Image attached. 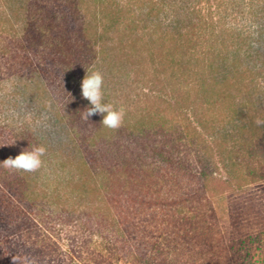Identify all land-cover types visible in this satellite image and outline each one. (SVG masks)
I'll return each instance as SVG.
<instances>
[{"label": "rangeland", "instance_id": "1", "mask_svg": "<svg viewBox=\"0 0 264 264\" xmlns=\"http://www.w3.org/2000/svg\"><path fill=\"white\" fill-rule=\"evenodd\" d=\"M35 1L28 13L35 15L31 19L37 13L38 22H29L23 12L7 21L0 6V89L13 84L11 92L0 95V145L14 140L24 143L17 148L0 146V150L14 158L31 144L44 142L48 148L45 167L30 175L37 182L21 187L22 200H18L31 228L25 221L20 224L22 231L17 226L9 231L20 233V240L27 242L23 254L33 255L38 264H73L60 254L73 240L75 250L80 251L79 264H101L102 259L104 264H250L247 253L264 240V179L251 181L243 175L245 166L255 163L250 147L264 132V123L256 122L264 117L249 123L241 116L237 123L221 124L218 130L223 132L221 141L227 149L221 159L217 145L209 144L213 147L207 149L184 131L189 120L183 117L164 134V64L157 59L158 37L164 34V17L177 15L186 24L202 16V24L224 30L221 38L227 44L235 36L245 48L250 44V50L244 48L228 57L238 64L244 60L239 69H250L248 76L259 79L264 77V0L190 2L200 7V13L182 10L183 0H165V7L164 0H156L158 7L150 16L151 0H133L134 17L147 16L146 23L139 22L136 34L143 39L129 44L124 52L116 45L89 68L84 59L91 50L82 52L66 44L64 36L56 40L53 12H66L61 28H70L74 41L80 23L93 18L92 1L88 7L74 0ZM95 69L104 74L105 101L125 107L123 125L131 130H101L100 115L91 116L88 122L81 120L80 112L90 106L82 96L81 83L86 70ZM228 70L222 74L228 80L239 75L237 69ZM223 76L217 84L224 82ZM246 82L248 87L233 91L235 98L251 100L264 116V87L260 86L262 95L256 97L255 86ZM232 109L229 99L213 112ZM107 135L114 139H105ZM76 140L91 166L110 163L106 147L104 154L95 153L94 145H104V140L113 141L107 147L117 151L115 163L128 165L126 170L115 169L117 178L106 199L99 192L102 174L97 184L88 181L74 190L71 178L77 171L70 163L78 151L73 144ZM210 156L217 161V176L229 183L213 185L208 194L197 193L193 174L198 158ZM164 195L184 198L165 205ZM90 200H94L93 207L87 206ZM20 221L16 213H10L4 224L13 227ZM249 237L257 238L252 248ZM0 245V264H12L16 244L10 250Z\"/></svg>", "mask_w": 264, "mask_h": 264}, {"label": "trees", "instance_id": "2", "mask_svg": "<svg viewBox=\"0 0 264 264\" xmlns=\"http://www.w3.org/2000/svg\"><path fill=\"white\" fill-rule=\"evenodd\" d=\"M74 1L77 5L80 3L82 4L81 6L85 4V7H88L89 0ZM91 1L92 8H94L93 18L86 24L83 22L80 23V26H78L79 33L74 41L71 37L70 28H61V21L66 17V12L59 10L53 12V21L57 23L56 28H58L56 40L59 41L64 36L63 38L66 44L76 45L84 49L82 52L91 50L88 52L90 57L84 59L86 68H89L97 60L105 58L108 51L115 49L116 45L124 52L130 47L129 44L143 39L136 35L138 33L137 29L139 27V22L144 21L143 23H146V17L152 15L155 11L154 8L158 7L156 6V0H151L150 12L148 15L134 17L133 0ZM165 2L164 0V7ZM190 2H197V0H183L179 6L182 10L184 9L191 13H200V7H197V10L196 6H190ZM35 4H37L35 0H0V6L5 11L7 21H12L14 15L23 12V14L25 13L24 17H26V20L28 18L29 22H31V20H36V22H38L40 19L37 18V13L36 18L38 20L36 18L31 19V16L35 15L28 13L31 5ZM190 7H193L192 11L189 9ZM158 10L159 8L156 12H158ZM26 13H28V15ZM201 18L203 19L202 16H196V18L183 24L177 15L171 18L164 17V34L158 37L160 42V53L157 58L164 64V134L168 132V127L170 130V128L177 126L179 118L183 117V119L189 120L188 125L183 127L184 131L188 135H194L198 143L206 145L207 149L211 146L209 144L214 143V146L217 145V155L221 159L227 152L224 141H221V139H224L223 132L218 130L221 124H225L226 122L237 123L239 119H243L241 116L245 117L249 123L256 121L259 117H262V119L264 117L263 114H261L262 111H259V108H257L251 100L242 101L239 97L235 98L233 91L238 92V90L241 89L240 87H248L249 82L246 81H250V83L255 86L254 91L257 95L256 97H259L262 95L260 86L264 87V77L261 76L259 79H257V76L249 77L248 75L251 73L250 69L245 68L240 70L239 68L241 67H239V65L244 60L238 64V62L232 61L231 58L228 57V54L237 53L244 49L245 46L241 44L242 42L238 43L235 36L232 37L234 39L231 43L227 44L225 39L221 38V35L223 37L225 33L224 30L220 29V32H218L215 30L213 24H202ZM16 27L18 28V25H16ZM216 33L220 34L217 35ZM220 39L222 40L220 41ZM248 45L245 48L247 51L251 48L250 44ZM256 66V64H253L251 67L255 70L254 67ZM228 68L237 69L239 75L228 80L227 75H222L224 71H229ZM221 75L223 76L224 82L222 84H217V79L222 77ZM257 90L261 94H258L259 92H257ZM229 99H231L233 103V109L230 110L231 112H219L217 114L213 112V109L226 100L229 101ZM121 129L131 130V127L123 125L119 131H121ZM101 130L113 133L112 130L106 129L103 126H101ZM106 138L114 139L111 135H107L105 139ZM12 142H10V144ZM110 142L113 141L104 140V145H94V148H96L95 153L104 154L107 149L112 158L110 163L104 164L100 161V165L95 167L93 165L91 166L85 151L80 148L79 142L77 140L74 141L73 144H75L78 149L77 154L71 157L70 163L75 171H77L71 178V181L75 182L74 190L84 187L88 181H93L97 184L98 177L102 174L99 192H102L103 195H101V197L106 199L105 194L106 192L108 193L107 190L117 178V170L115 171V169L118 167L119 169H128V165L123 166L122 164L119 166L115 163L116 157H118L117 151L114 152L108 149L107 146H111ZM21 144L24 145L21 140H15L14 144L11 145L17 148L18 146L20 147ZM28 144L30 145V143ZM114 144L119 145L118 141H115ZM99 149H102L103 152L98 151ZM0 151V162H2L9 156L4 153L2 149ZM250 153L255 163L251 166H245L244 170H247V172L245 171L246 174L243 175L244 179L247 176L251 181H255L257 177L258 179H264V132L260 134L255 144L250 147ZM198 159V167H196L193 174L195 185L197 186V193L203 192L204 194H208L213 185L229 183V181L217 176L216 173L219 168L217 161H215L212 156L207 158L204 157L202 160L201 158ZM112 171L114 172L113 174ZM167 174L168 173H165L164 175L167 176ZM30 175L29 173L11 174L0 168V243L3 245V248L8 250H10L11 245L15 243L16 254L18 253L20 255L25 251V244H27V242L20 240V233L17 234L16 232V235L11 233V235L9 231L15 229L16 226L20 229V224H26L25 221L28 223L30 222L26 219L29 218L28 215H26L28 213L22 210V206L18 203V200H22L21 195L24 191L21 189L25 186L30 187V184L37 182V179ZM88 175L91 176L89 180L87 179ZM18 190L19 192H17ZM185 196H187V194H185ZM183 198L184 196H182V198L181 196L169 198V196L164 195V204L175 205L181 202ZM10 205H12V208H10ZM93 205H95L94 200H90L87 203V206L93 207ZM10 213H16V216L19 218L21 217L22 221L18 222L13 227L4 224V220ZM31 224L32 222L29 223L28 228H31ZM19 241L22 242V244ZM18 242L22 247H19ZM255 242H257V238H248L250 248H252L251 245ZM75 245L76 243L70 240V242L66 243V248L60 250V254L65 256L70 263L79 264L80 262L77 257H81L78 254L80 251L75 250ZM253 249L252 253L250 251L247 253V257H250V264H264V240L260 239L259 244ZM98 257H101V253L99 252ZM104 263L105 261L102 259L101 264Z\"/></svg>", "mask_w": 264, "mask_h": 264}, {"label": "clouds", "instance_id": "3", "mask_svg": "<svg viewBox=\"0 0 264 264\" xmlns=\"http://www.w3.org/2000/svg\"><path fill=\"white\" fill-rule=\"evenodd\" d=\"M103 88L104 74L98 69L90 72L86 70V75L81 83V93L83 98L89 101L90 106L80 112V118L84 122H88L91 116L100 115L102 116L101 125L104 128L117 131L124 124L126 109L122 105L117 106L111 102H106ZM12 90L13 84L9 82L0 89V95L6 94V92H11ZM256 122L258 124L264 123V121L259 119ZM14 142L11 144H14ZM47 152L48 148L46 143L39 142L31 144L29 148L23 149L20 154L14 158L9 156L4 161L0 162V168L11 174L38 173L45 167L44 158L46 157ZM7 255H10V253ZM11 261L12 264H38L36 257L29 253L12 255Z\"/></svg>", "mask_w": 264, "mask_h": 264}]
</instances>
